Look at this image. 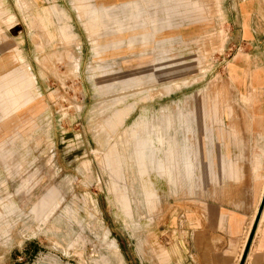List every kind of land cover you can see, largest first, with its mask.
I'll use <instances>...</instances> for the list:
<instances>
[{
	"label": "rangeland",
	"instance_id": "obj_1",
	"mask_svg": "<svg viewBox=\"0 0 264 264\" xmlns=\"http://www.w3.org/2000/svg\"><path fill=\"white\" fill-rule=\"evenodd\" d=\"M136 1L0 5V56L24 57L42 103L0 121V264H166L176 253L177 191L192 176L233 0ZM53 6L65 17L47 15ZM10 58L0 88L23 70ZM147 126L161 157L175 143L173 182L149 161L139 176L135 145ZM51 190L54 199L41 204Z\"/></svg>",
	"mask_w": 264,
	"mask_h": 264
},
{
	"label": "crops",
	"instance_id": "obj_2",
	"mask_svg": "<svg viewBox=\"0 0 264 264\" xmlns=\"http://www.w3.org/2000/svg\"><path fill=\"white\" fill-rule=\"evenodd\" d=\"M233 9L225 57L216 59L210 69L208 111L200 117L207 124L198 129L192 176L177 191L176 253L166 264H239L264 194V0H233ZM47 15L65 17L57 6L47 9ZM59 30L63 39L73 37L67 24ZM185 34L195 35V30ZM8 57L23 70L0 88V121L5 126L24 109L42 108L35 74L17 50L0 56V77L11 72L6 70ZM150 129L147 126L146 137L135 145L139 176L148 175L149 161L151 168L173 182L179 160L175 143L161 157ZM187 147L183 146L181 155L189 170ZM113 156L115 149L110 148L108 165ZM114 160L120 166V159ZM52 195L51 190L41 204L51 203ZM145 198L149 204L157 198L153 187L146 189ZM121 199L128 210L124 194ZM243 264H264V205Z\"/></svg>",
	"mask_w": 264,
	"mask_h": 264
},
{
	"label": "water",
	"instance_id": "obj_3",
	"mask_svg": "<svg viewBox=\"0 0 264 264\" xmlns=\"http://www.w3.org/2000/svg\"><path fill=\"white\" fill-rule=\"evenodd\" d=\"M263 205H264V194H263V197H262V200H261V203L259 205V208H258V211H257V214L255 216V219L252 223V226H251V229L249 231V235H248V238H247V241H246V244H245V247L243 249V252H242V255H241V258H240V261H239V264H243L244 260H245V257H246V254H247V251H248V248H249V245H250V242H251V239H252V236L254 234V231L256 229V225H257V222H258V219H259V216H260V212L263 208Z\"/></svg>",
	"mask_w": 264,
	"mask_h": 264
}]
</instances>
